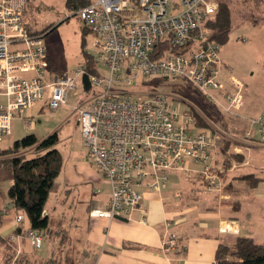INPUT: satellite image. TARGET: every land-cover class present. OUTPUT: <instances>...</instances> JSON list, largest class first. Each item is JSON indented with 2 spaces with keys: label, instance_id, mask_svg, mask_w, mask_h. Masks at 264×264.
Wrapping results in <instances>:
<instances>
[{
  "label": "built area",
  "instance_id": "obj_1",
  "mask_svg": "<svg viewBox=\"0 0 264 264\" xmlns=\"http://www.w3.org/2000/svg\"><path fill=\"white\" fill-rule=\"evenodd\" d=\"M27 3L0 0V94L6 97V102L0 103V141L11 134L17 113L46 99L52 110L68 105L71 95L78 94V82L82 83L86 72L81 66L72 73H49L44 37L31 34L26 25ZM218 9L217 0H94L77 11L94 35L97 60L108 72L105 76L89 73L93 94L74 106L87 158L111 187L106 204L92 209L90 216L129 217L141 209L142 187L161 190L171 172L186 174L191 165L200 167L207 191L224 188L213 164L219 133L196 130L195 117L172 93L125 89L138 83L142 86L146 80L186 79L209 100L236 114L244 102L245 83L231 76L233 90L225 93V103L220 102L216 92L226 87L220 79V47L206 41L203 29ZM164 37L188 52L154 58L155 44ZM193 43L205 44L193 47ZM249 123L246 134L256 133L264 141V118L253 117ZM141 210L145 218L147 210ZM23 219V214L17 215L18 222ZM219 230L240 231L233 219L222 220ZM26 233L34 248L42 245L41 231L28 229ZM176 246L174 234L164 240L167 252Z\"/></svg>",
  "mask_w": 264,
  "mask_h": 264
},
{
  "label": "crops",
  "instance_id": "obj_2",
  "mask_svg": "<svg viewBox=\"0 0 264 264\" xmlns=\"http://www.w3.org/2000/svg\"><path fill=\"white\" fill-rule=\"evenodd\" d=\"M255 12L245 13V18L250 20L248 15ZM254 15L264 19L263 12ZM248 20L242 21L241 16H235V26ZM49 59V73L58 74L55 72L50 53ZM222 61L221 77L226 86L230 87L231 75L224 68L223 58ZM62 73L64 72L59 74ZM232 90L230 87L227 91ZM0 95L3 96L0 103H5L6 97ZM73 95L68 105L60 108L61 110L71 109L74 113V106L78 101L72 105ZM217 95L223 103V95ZM40 102L49 107L47 99ZM242 107L232 116L235 136L227 138L231 142L229 152L236 154L229 166L224 167L222 163L226 157L221 150L225 140L220 136L216 139L213 164L218 171L225 170L224 188L220 191H207L199 173L200 167L197 165H191V170L186 174L171 172L169 181L172 177V182L181 185L180 190L167 192L166 186L164 190H152L145 186L141 188L144 193L141 209L147 210L145 218L141 209L125 217L126 220L90 216L92 209L101 208L108 201L111 191L109 183L93 164H84L78 171L63 166L51 189L52 191L57 184L58 178L63 177L60 183L58 182V199L52 202L49 196L46 209L54 220L55 227L59 228L62 224L68 232L70 246L65 249L64 254L72 257L69 264H215L219 244L233 245L239 235L252 237L264 244L255 236L257 232L254 228L256 222L261 220L260 216L263 217L262 213H255L254 204L258 198H264V189L259 188L261 183H264V141L256 133L252 136L246 134L251 127L249 119L263 117L264 113L248 114ZM31 108L26 114H23L25 111L15 115L11 134L5 137L9 140L8 144L0 143V148L10 147L16 140L30 133L42 140L54 132L49 131L45 136L36 132L35 115L33 107ZM27 119L32 120L29 126L26 125ZM21 125L28 130H25L26 134L18 136L22 133L19 127ZM13 134L16 138L10 139ZM253 174L260 180L252 183V179L247 176ZM12 182V173L0 169V264H5L6 256L12 250L15 257L25 252L32 258L45 259L52 254L56 243L43 240L48 247L47 255L36 254L37 249L26 236L30 228L29 219L23 213L24 219L18 222L19 212L11 207L8 190ZM102 193L105 198L102 196L100 200L98 196ZM229 219L238 223L239 233L220 232L221 221ZM171 234L177 237L178 249L167 252L163 249L164 240ZM15 257L10 264H15Z\"/></svg>",
  "mask_w": 264,
  "mask_h": 264
},
{
  "label": "trees",
  "instance_id": "obj_3",
  "mask_svg": "<svg viewBox=\"0 0 264 264\" xmlns=\"http://www.w3.org/2000/svg\"><path fill=\"white\" fill-rule=\"evenodd\" d=\"M93 1L94 0H65L64 4L67 10L71 12V15H77V11L80 8ZM29 2L30 0H28V3ZM238 5H241V10L245 12L250 10L256 11L255 13L263 12L264 18V0H232V2L231 0H222L220 1L217 13L208 18L203 25V29L207 34L206 41L214 42L220 47L222 43H226L229 40L230 33L235 26V16L238 15L235 12ZM26 14L27 7L25 17ZM244 15L242 16L244 17ZM69 16L64 20H67ZM25 21L31 34H41L43 37L47 36L56 28L53 27V23L38 28L27 22L26 18ZM83 27L84 31H89L85 26ZM198 44L204 45L205 43H193V47H196ZM187 52V48L174 46L168 37H164L155 44L153 57L163 58L171 54ZM96 63V60L92 59L91 55L86 53L84 67L87 73L99 74ZM220 79L222 80L221 72ZM160 80L161 83H158L160 85L156 86L145 83L142 86L140 85V88L146 87L144 89L160 90L159 88L162 84H167L172 91L180 93L182 96L190 99L197 106H195L194 103H192V105L186 104L185 102L182 103L184 110L195 117L196 130H209V120L212 118L215 119L214 116L216 114L220 115L221 123L225 128H230L232 125V118H234L232 116L237 113H231L220 104L209 100L206 94L190 81L183 79L179 80L183 82L178 81L179 83H172L175 80L171 78ZM230 87L232 88L231 83ZM230 87L226 86L225 89L217 91L216 93L222 94L224 97L226 92H230L227 91ZM223 103H225V98ZM203 114L208 117L209 120L205 118ZM59 140V130L52 132L42 140L34 133H30L16 140L12 146L0 148V169L8 170L12 173L13 182L8 190L11 207H14V209L19 212L18 214H26L30 221L29 229L41 231L44 235V240L56 243L52 254L45 259L32 258L25 252L15 257V252L12 250L7 254L5 264H10L14 257L15 264H69L71 262L72 257L67 253L64 254L65 249L70 246L68 232L63 228L61 223V225L58 226L59 228L55 227L56 224H54V220L46 209L50 191L64 166V159L61 151L56 147ZM224 140L225 143L221 150L226 155L222 160L224 167H226L229 166L231 159H233L236 154L229 152L231 143L229 139L224 138ZM218 172L223 179L225 170ZM247 178H251L252 183H255L256 180H260V178L254 174L248 175ZM1 212L0 208V213ZM177 241L176 237V242ZM178 244L179 242H177L176 249H178ZM215 264H264V244L255 241L252 237L239 235L233 245L225 243L219 244L216 251Z\"/></svg>",
  "mask_w": 264,
  "mask_h": 264
},
{
  "label": "rangeland",
  "instance_id": "obj_4",
  "mask_svg": "<svg viewBox=\"0 0 264 264\" xmlns=\"http://www.w3.org/2000/svg\"><path fill=\"white\" fill-rule=\"evenodd\" d=\"M64 1L65 0H30L27 5V14L25 17L27 22L32 25L36 23L35 26L38 28H42L49 23H53V27H56L44 37L45 45L54 63L55 72L58 74L61 72H74L76 69L83 66L86 53H88L91 55L92 59L96 60L99 74L103 76L107 75L108 72L105 65L96 58L97 49L93 44L94 35L90 31H84L82 21L77 15H71V12L65 7ZM217 1L220 5V1L222 0ZM240 6L241 5H238L235 12L242 17V21L245 19L248 20L245 18L246 15L244 14H248L252 12V10L245 12L241 10L242 8H240ZM242 15H244V17ZM68 16L69 18L64 20ZM248 18H250L248 22L246 21L245 23L234 26L230 33L229 40L220 45V55L224 60V68L226 71L230 73V75L242 80L246 85L243 92V111L245 113L249 112L248 114L253 113L257 115L264 113V19H260V17L254 14L248 15ZM174 82L178 81L175 80L172 83ZM146 83L157 86L160 85L158 83H161V80H146ZM118 86L123 87L121 84ZM144 88H140V83L135 86L125 87L126 90L130 91ZM159 89L178 96V98L186 104L192 105V103H194L180 93L172 91L167 84H162ZM77 92L78 94L73 95L71 99L72 105H74L75 101L81 102L89 98L93 94V89H85L83 84L78 82ZM2 97L3 96L0 95V100ZM194 105L197 106L195 103ZM31 109L32 108L26 109V112L23 114H26ZM33 112L35 115V130L40 136L47 135L49 131L52 132L60 129V140L56 147L61 151L65 168H72L78 171L84 164L92 165L87 158V149L82 142L81 126L77 123V113H73L71 109L52 110L44 102H40L37 106L35 105V107H33ZM214 117L215 119L212 118L209 120L211 121V123H209L210 129L213 132L219 133L221 139L235 136L232 125L230 128H225L221 123L220 115L216 114ZM205 118L208 117L205 116ZM18 123L19 120L17 125L20 124ZM14 124L16 125V122ZM22 125L19 126L22 133H19L18 136L27 133L26 131L28 129ZM12 138H16V136L13 134L10 139ZM8 141L9 140L5 138L1 140L0 143L8 144ZM102 175L104 174L102 173ZM62 179L63 177L58 178L56 181L57 184L51 191L50 197L52 202L58 199L57 192L60 191L58 182L60 183ZM172 180L171 177L168 184H166L167 190L165 191L173 192L180 190L181 185L172 182ZM107 182L109 183L108 180ZM107 186L106 184V187ZM259 188L264 189V183H261ZM162 189L164 190V188ZM104 195L105 194L102 193L101 196H98V199H104ZM254 211L258 215H260V213L263 214V217L260 216L261 220L256 222L254 228L257 232L255 235L257 239L264 242V198H258L254 204ZM47 249L48 247L43 243L37 248L36 254L46 256Z\"/></svg>",
  "mask_w": 264,
  "mask_h": 264
},
{
  "label": "water",
  "instance_id": "obj_5",
  "mask_svg": "<svg viewBox=\"0 0 264 264\" xmlns=\"http://www.w3.org/2000/svg\"><path fill=\"white\" fill-rule=\"evenodd\" d=\"M82 84H83L85 89H90L91 88V81H90V78H89V73L85 72L83 74V76H82ZM117 218L126 220V218L122 217V216H117Z\"/></svg>",
  "mask_w": 264,
  "mask_h": 264
}]
</instances>
